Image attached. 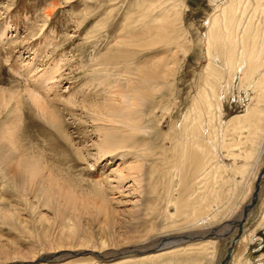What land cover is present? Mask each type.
<instances>
[{
  "label": "rangeland",
  "instance_id": "1",
  "mask_svg": "<svg viewBox=\"0 0 264 264\" xmlns=\"http://www.w3.org/2000/svg\"><path fill=\"white\" fill-rule=\"evenodd\" d=\"M226 1L0 0V146L3 153L13 151L9 133L17 145L0 165V213L7 208L14 213L13 229L0 223V264H187L195 258L198 264L224 263L264 167L263 152L255 172L250 168L230 197L244 161L228 156L219 144L229 121L259 100L238 79L227 84L226 70L227 81L215 86L214 95L206 83L208 22ZM171 6L182 30L171 36L179 37L178 46L153 44V31L133 34ZM154 58L171 62L168 79L155 90L132 80L129 93L138 91L136 99L120 98L118 88L126 87L123 70L148 68ZM54 65L53 78L37 85ZM203 89L213 104L208 115L203 102H196ZM33 95L48 103L45 109L36 106ZM50 110L61 126L53 123ZM188 116L202 117L207 152L212 150L208 137L218 144L216 161L206 170L212 175L201 183L200 169L191 160L180 161ZM129 130L136 147L126 142L102 155L106 132L116 141ZM235 135L227 139L239 140ZM246 135L243 130L241 137ZM249 148L242 139L232 153ZM26 154L32 156L24 165L27 173L38 172L40 178L21 191L26 173L8 188V166L17 164L11 160ZM220 165L225 168L213 171ZM175 200L188 205V213L218 206V217L192 226L178 215L173 220L179 223L171 226L166 216L175 213ZM242 228L225 264H264V174ZM185 235L205 238L160 249L168 239ZM209 239L213 245L194 246Z\"/></svg>",
  "mask_w": 264,
  "mask_h": 264
},
{
  "label": "bare ground",
  "instance_id": "2",
  "mask_svg": "<svg viewBox=\"0 0 264 264\" xmlns=\"http://www.w3.org/2000/svg\"><path fill=\"white\" fill-rule=\"evenodd\" d=\"M174 8L175 7L172 6L170 8H163V10L160 11V13L157 14V16H155L150 21V25H146L141 29V34L138 31H136L133 34L135 36H139V35H145L147 33H150V31H153L155 34L154 37H151L153 44L165 43V45L168 46L170 43H172L178 46L177 42L179 37H171L176 33L178 34L182 32L181 28L178 27L179 13L174 12L173 15L171 14L172 11H175ZM251 10L252 12H250ZM145 46H149V43L146 42ZM206 54L208 57V65L206 68V74H207L206 83L207 85H209L208 89L210 90L212 95L215 94V90H216L215 86L217 84L219 85L222 79H224L225 82L227 81L224 75V71L226 70L228 73L227 76H230L229 81L226 82L227 84H229V82L231 81L233 82L234 80L238 79L240 87H244L246 90L251 89L254 92H256L259 100L257 102L258 104H256L255 107L252 108L251 110L247 111L245 115L234 116L229 121V125L225 127L226 128L225 137H222L221 143L219 144L220 149L222 150L227 149L228 156L232 158L240 157L244 161V163L240 165V167L236 170V174L241 177V180L239 182L233 181V187L230 190L231 191L230 197L232 198V196L235 195L236 192L235 189L237 188L238 185H240V182L243 180L244 175L247 174L249 169L251 168V174L255 172L257 162L260 156L262 155V153L264 152V0H253V2L252 0H227L225 6H222L220 4V6H218L217 10L209 19L208 22V30L206 33ZM217 59L220 60L221 65H217L215 63ZM153 60H154L153 64L148 68H143L142 70L137 69L135 72H128L127 69L123 70L124 72L123 80L126 83V87L118 88L117 92L119 93L120 98H125L130 95L134 100L136 99V96L138 95V91H133V94L135 95L129 93V87L134 89L132 80L137 81V84L140 87H142L144 84H148L149 88L152 90H155L162 85L161 82L162 81L164 82V80H166L165 78L168 77V72L170 69L171 62L170 61L166 62L162 60V58L161 59L154 58ZM55 69H58L57 65H54L53 70H50L51 71L50 75H45L46 76V77L44 76L45 80L42 83L38 82L37 85L43 87L45 83L47 84L48 80L53 78L51 75L52 73H55ZM130 76H134L137 80H135L134 78L133 79L130 78ZM47 89H49V87H47ZM51 89L52 87L49 90ZM143 89H145V87H143ZM38 98L39 97H36L35 95L31 97L32 101L36 103V106L39 109L42 108L45 109L46 108L45 105H47L48 103L46 104L45 100L40 101L38 100ZM42 98H44V96H42ZM196 102L197 103L203 102V105H205L204 110L206 112V115H208L210 110L212 109L213 104L211 102L209 94L206 92L205 89L199 92V96L196 99ZM217 106H218L217 108L220 110V105L218 104ZM47 108L49 107L47 106ZM48 113L53 123L55 125L61 126V121L59 117L56 114H54V110H50V112ZM127 114H130V111H128ZM137 119L140 120L138 117ZM134 120L135 119H132V121ZM185 120L189 121L191 124L184 127V130L188 131L189 134L180 141L181 143L180 146L182 147L181 150L182 160L180 161L184 162V160H191L196 165V167L200 169V174L197 177V182L199 180V183H201L202 181L208 180L212 175V172L211 173L206 172V170L212 169L211 167H208V165L213 163L211 162L212 160L214 162L216 161L217 158L216 148L218 144L216 146V143L213 142V140L210 137H208L209 145L211 146L212 150L207 152L206 151L207 130L205 126H203L202 117L200 116L197 117L196 119H191L190 116H188ZM136 130H138V128ZM243 130H247V134H248L244 136V138L241 137ZM236 133H238L237 136L239 140L227 139V137L231 138L232 137L231 135H235ZM105 136L109 138L105 137L102 140L100 146V148L102 147L101 148L102 155L105 154L108 155V153H113L114 151H116L113 150L112 148H115L117 150L122 149L125 146L126 142L131 143L136 147L135 135L131 132V130L123 132L121 138H119V140L116 141H113L115 139L111 140V137L113 136H111L110 132H106ZM8 137H9L8 138L9 147H11V150L13 151L3 153L4 151L1 150L3 147L0 146V165L4 161H6L10 155L15 154V151L17 152V145L13 144L14 135L9 133ZM3 138L4 137L2 136V139ZM242 139H244L245 142L250 143V148L245 150L240 149L239 154L232 153L234 149L236 148L238 149ZM122 145L124 146L122 147ZM29 157L32 156H29L28 154L23 156L18 155V157H15L11 160V162H16L17 164L15 166H8L9 170L11 169L12 172L10 174V182L7 181V184H9V186L7 185L8 188L11 187L10 186L11 183L17 186V183L19 182L18 180L21 177L24 178V176L28 172V169L25 168L24 165L26 164V162L29 161ZM251 160H253L252 164H251ZM137 165L138 163H136L134 167H136ZM13 168H15V170L18 172L17 174ZM138 168L139 167H137V169ZM152 168H154V166ZM223 168L225 167L223 165H220L217 169L213 171L219 169L223 170ZM258 175L256 176V179ZM26 177L27 178H24L26 182L24 183V185H22V189L19 188L21 191H23V189L25 190L27 186H31L34 182V179L40 178L38 172H32L31 174L27 173ZM214 180H216V178ZM43 181L45 180L43 179ZM0 188H1L0 192H2L4 188L1 184H0ZM204 198L205 197L200 198V201L205 200ZM215 198L213 199L214 203H216L217 201ZM177 201L178 200H175L174 202L176 206L175 213L173 214L169 213L166 216L169 217L171 226H175L176 224L179 223L173 220L176 219L178 215L183 216L184 222L188 221L191 223L190 225L192 226H195L200 222L203 223L206 220L208 221L216 220L218 217V212L220 209L218 206L206 205L200 207L199 209L193 210L191 213H188L186 211L189 206L188 205H183V207L178 206ZM169 202L171 203L172 200ZM11 211L12 210H10L9 208L2 210V212L0 213V223L2 226H10L13 229L14 213ZM241 238H244V236H242ZM213 243L214 242L209 239L202 241L201 243L194 244V246L208 247L210 245H213ZM180 245L181 244L175 246H180ZM175 246H171V247H175ZM159 256L160 255H154L153 257H159ZM197 261L198 259L196 258L191 259L190 261L187 262V264H198Z\"/></svg>",
  "mask_w": 264,
  "mask_h": 264
},
{
  "label": "water",
  "instance_id": "3",
  "mask_svg": "<svg viewBox=\"0 0 264 264\" xmlns=\"http://www.w3.org/2000/svg\"><path fill=\"white\" fill-rule=\"evenodd\" d=\"M263 174H264V167L263 169L260 171L257 179H256V183H255V189H254V192L252 194V197H251V201L249 204L245 205L244 208H243V213H242V219L239 221V222H236L237 225H238V235H237V238L233 240V242L231 243L230 247H229V250H228V253H227V257L226 259L224 260V263L228 260V258L230 257L231 255V252L233 250V246L235 244V242L239 239V237L241 236L242 234V231H243V228H242V225L243 223L247 220V216H248V212L252 209V207L254 206V203L256 201V197H257V194L259 192V183L263 177ZM203 238V237H202ZM201 237H189L187 235L185 236H182V237H179V238H171V239H168L167 242L160 247V249H165L166 247H171V246H175V245H178V244H181V243H187V242H191V241H194V240H201L202 239ZM205 238V237H204ZM203 238V239H204Z\"/></svg>",
  "mask_w": 264,
  "mask_h": 264
}]
</instances>
